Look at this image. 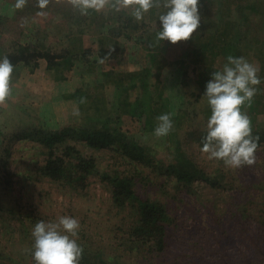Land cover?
<instances>
[{"label": "trees", "instance_id": "obj_1", "mask_svg": "<svg viewBox=\"0 0 264 264\" xmlns=\"http://www.w3.org/2000/svg\"><path fill=\"white\" fill-rule=\"evenodd\" d=\"M198 7L201 23L191 40L196 37L203 40L200 38L199 45L195 47V59L190 62V69L185 68L188 65L186 60L178 62V76H174V83L184 90L186 102V107L178 112H174L169 96L162 89V72L168 62L162 61L160 48L164 41L157 45L156 34L162 30L158 14L164 9H151L142 21H137L131 15L130 8L121 9L119 12L111 8L110 16L103 13L102 16L101 12L94 10H89L88 15H81L68 0H50L48 7L43 10L36 7V0H28L23 9L15 10L14 19L22 16L26 21H30L35 14L43 11L50 13L57 23L54 24L53 21L50 29L39 30L37 42H31L32 45L18 44L6 54L0 55V59L8 56L14 65L12 76L17 73L20 75L22 69L33 74L45 67L47 73H53V81H70L66 71L74 69L75 60L80 56L88 59L92 53L91 49H83V36L95 33V26L100 28L98 61L124 58L127 45L121 38L143 46L146 52L147 63L142 60L140 69L126 73L128 77L123 82L122 79L113 78L123 72L111 69L103 71L99 81L105 87L104 91L93 93L90 88L82 86L62 96L65 100L78 103L82 116L80 125H62L57 114L51 110L41 109L40 112L33 113L23 104H17L15 109L16 114L23 119L37 118L42 124L39 128L29 129L33 134L24 132L17 136L20 141L38 137V142L43 145L41 154L45 162L38 165L39 179L68 186L72 191L80 193L88 189L91 177L98 176L110 191L115 207L119 210L130 209V214L135 218L128 231L119 236L120 243L112 245L98 241L93 234L80 226L77 242L84 251L79 264H151L158 255L165 257L169 253L173 220L167 204L158 199L144 198L137 191L138 184L149 179L144 167L152 168L155 176H166L167 190L168 186L171 188V183H175L173 187L177 189L176 195L172 196L166 191V194L173 198L183 190L195 193L197 190L194 184L198 181H205L214 188L225 190L230 186L234 189L235 176L230 175L232 168L226 167L222 160L217 159H208L209 163H206L204 157L198 158L196 154H190L186 147L192 144V141L198 140L200 146H203L201 140L206 135L207 128H199V123L207 125L212 114L203 96L212 73L222 69V63H216V59L227 62L229 55L243 56L250 63H257L262 83L258 86L259 90L251 105L246 103L242 106V111L247 113L251 121L253 136L260 137L259 145L264 143V0H199ZM233 10H236L237 14ZM233 17L236 19L233 20ZM64 23L68 26L64 37L69 44L55 52L46 39L51 32H55L54 37L60 36V31L65 30ZM153 24L157 25V30ZM190 80H194L199 86L200 93L194 95L196 103L205 101L200 111L192 108L194 101H191L187 89ZM127 81L129 83H126ZM111 85L120 91L119 104L110 105L106 98V87ZM82 98L86 102L81 103ZM5 112L0 120L8 114ZM164 113L173 114L174 127L167 136L158 137L159 140L152 146L142 144L135 138V132L141 128L142 132L153 133L157 126L156 117ZM10 116L8 114V117ZM126 121L131 122L133 130L126 128ZM3 135L0 128V142ZM70 139L78 140L90 149L113 148L117 155L121 154L123 159L135 167L133 170L128 169V172L115 169L114 173L100 174L97 159L85 155L79 145L73 144ZM161 152L166 153V163L157 161V154ZM159 171L163 172L159 174ZM0 172L2 176L10 173L7 163L0 162ZM151 176L150 179L154 178ZM229 177L232 179L229 180ZM244 185L248 188L246 198L241 195L244 190L232 191L238 194L236 201L244 205L236 208L240 214L235 217L244 218L246 221L247 226L241 228L240 237L243 234L245 237L249 236L250 242L240 243L248 252L241 261L240 258L229 257L225 262L217 264H264V242L263 245L260 243L261 236L264 238V178ZM166 186L162 187L165 189ZM258 192L263 196L257 198ZM21 215L33 218L22 208L8 206L4 209L0 205V264H36L33 258L32 229L37 218L34 217L30 224H26ZM253 224L255 233L249 228ZM12 227H17L15 232L18 233L11 236L9 230ZM119 245H124V248ZM256 249L258 251H255ZM164 264L201 262L197 261L194 255L193 259L174 258Z\"/></svg>", "mask_w": 264, "mask_h": 264}, {"label": "rangeland", "instance_id": "obj_2", "mask_svg": "<svg viewBox=\"0 0 264 264\" xmlns=\"http://www.w3.org/2000/svg\"><path fill=\"white\" fill-rule=\"evenodd\" d=\"M14 4L15 0H0V55L6 54L18 44L32 45L31 42H37L36 36L39 30L43 28L50 29L53 21L54 24L57 23L50 13L45 12L43 16L35 14L30 21H26L27 19L22 16L14 19L16 10ZM198 8L200 11V7ZM233 12L237 14L236 10H233ZM102 13L110 16L112 14L111 7L105 8L101 11ZM145 16H148V13ZM232 19L235 20L236 18L233 17ZM64 27L65 30L60 31V36L54 37L55 32H51L46 39L48 45H51L55 52H59L69 44L66 37H64L66 29H68L65 23ZM153 27L157 30V25L153 24ZM52 29L54 30V28ZM99 29L98 26H95L96 34L83 36V49H91L92 53L88 59L80 56L75 60L76 66L74 69L70 72L66 71L65 74L67 77L69 76L70 81L65 83L53 81V73H47L45 67L40 68L39 71L33 74L29 73V70L27 72L22 69L20 75L17 73L12 76L10 82L11 95L1 104L3 107L0 106V118L5 111V113L11 115L8 117L7 114L0 120V128L4 133L0 142V162L7 163L10 172L6 176L4 175L5 177L0 175V182L2 183L0 185V205L4 209L8 206H14L16 209L22 208L25 212L30 213L33 218H25L21 215L26 224H30L34 217L37 218L35 223L41 220L45 222L56 221L60 216L73 217L79 220L80 226L93 234L98 241L112 245L120 243L118 241L119 236H123L124 232L128 231L133 224L135 218L130 214L131 210H119L115 207L110 191L98 176L91 177L88 189L80 193L72 191L68 186L39 179L37 174L38 165L45 162L41 154L44 150L43 145L38 142L40 141L38 137L20 141L17 136L22 135L24 132L33 134V132H29V129L39 128L42 124L38 122L37 118L23 119L19 114H16L17 110H15L17 104L29 107V110L33 113H38L41 109L51 110L57 114L62 125H80L82 116L78 103L67 102L62 98L64 94H69L75 88L82 86L90 88L93 93L102 92L105 87L99 81L103 71L115 69L123 72L119 73V76L113 77L118 80L122 79L123 82L128 77L126 73L140 69L142 60L147 63L143 46L136 45L134 41H126L124 38L120 39L127 45V53L124 58L111 59L103 63L98 61ZM200 38L196 37L193 41L190 38L188 41H180L176 44L165 40L161 45L160 56L163 57L162 61L164 63L165 60L168 62V66L162 72V89L169 96L174 112L186 107L184 90L179 84L174 83L178 62L186 60L188 65L185 68L190 69V62L195 59V47L199 45L202 39ZM148 61L150 66L149 58ZM215 62H221L222 68L226 63L221 59H216ZM254 65L257 66V63ZM126 83H129V81ZM198 87L194 80H190L187 86L190 99L194 101L192 108H195L196 111H200L205 105L204 100L200 104L195 101L194 95L200 93ZM106 98L110 105L119 104L120 91L113 85L106 87ZM76 110L79 111V115L74 114ZM125 123L126 128L133 130L134 127L130 121ZM206 126L205 123H199L201 129ZM20 128L21 130H19ZM136 133L135 138L145 145L152 146L159 140L154 132H142V128ZM71 141L72 139H70ZM72 143L79 145L85 155L97 159L100 174L114 173L115 169L128 172V169L133 170L135 167L123 159L121 154L117 155L118 153L113 148L97 150L90 149L89 146L85 147V144L78 140L72 141ZM191 143L186 145L188 152L196 154L195 156L198 158L204 157V161L209 163L208 156L200 151L202 147L199 140ZM167 160L166 153L157 154L158 163L162 161L166 163ZM214 163H217V161H214ZM144 170L146 174H149V179L139 183L137 191L144 198L158 199L160 202L167 204L173 220L171 227L172 245L168 251L169 253L165 257L158 255L151 264H164L174 258L177 260L193 259L194 255L201 264H217L225 262L229 257L240 258V261L244 259L248 251L240 242L247 243L250 240H248L249 236L245 237L244 234L240 237V230L242 227H246L247 224L244 218L235 217L240 214L236 208L244 205L236 201L238 194L232 190H244L241 195L246 198L248 188L244 184H252L254 181L264 178V143L257 150L256 163L253 166L232 168L230 175L235 176V183L233 182L235 187L231 189L229 186L228 191H226L227 189L214 188L205 181H198L194 184V188L197 190L195 193L191 194L183 190L181 194L173 198L166 194V191L172 196L176 195L177 189L173 187L175 183H171V188L168 186L169 190H167L166 176H155V171H152L153 169L150 167H144ZM162 172L159 171L158 173L161 174ZM150 175H152L151 178L154 177L152 178L154 180L150 179ZM4 178L6 179L4 180ZM231 179L232 177H229V180ZM7 180L8 183L6 184ZM163 185L166 186V190L162 187ZM262 196L258 192L256 197L260 198ZM234 212L237 214L235 215ZM249 228H251V232L255 233L254 224L250 225ZM15 230H18V228L12 227L9 230L11 236L18 233ZM263 242L264 238L261 236V245H263ZM120 247L124 248V245ZM255 251H258V249Z\"/></svg>", "mask_w": 264, "mask_h": 264}, {"label": "clouds", "instance_id": "obj_3", "mask_svg": "<svg viewBox=\"0 0 264 264\" xmlns=\"http://www.w3.org/2000/svg\"><path fill=\"white\" fill-rule=\"evenodd\" d=\"M28 0H15L14 9H23ZM59 2V0H58ZM81 15L89 10L101 12L107 7L119 12L131 9V15L142 21L153 8H162L158 14L162 30L156 34V44L170 41L176 44L188 41L200 27L199 0H68ZM50 0H36V7L46 9ZM45 15L43 11L37 13ZM103 62V61H101ZM14 65L8 56L0 59V104L11 95L10 82ZM259 67L245 57L229 55L223 68L212 73L207 82L206 98L211 108L206 135L202 137L200 151L209 159L222 160L226 167L238 169L253 166L259 148V136H253L251 121L242 106H248L262 83ZM86 102L83 98L81 103ZM79 115V111L74 112ZM172 113L156 117L154 129L156 137L167 136L173 129ZM79 220L70 216H60L56 221H38L32 231L34 238L33 258L36 264H79L83 248L77 242Z\"/></svg>", "mask_w": 264, "mask_h": 264}, {"label": "crops", "instance_id": "obj_4", "mask_svg": "<svg viewBox=\"0 0 264 264\" xmlns=\"http://www.w3.org/2000/svg\"><path fill=\"white\" fill-rule=\"evenodd\" d=\"M67 102H70V103H72V104H75L74 102V100H66Z\"/></svg>", "mask_w": 264, "mask_h": 264}]
</instances>
